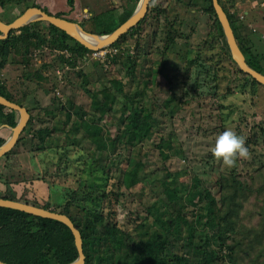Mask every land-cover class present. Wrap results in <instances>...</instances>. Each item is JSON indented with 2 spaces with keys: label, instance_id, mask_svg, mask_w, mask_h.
<instances>
[{
  "label": "rangeland",
  "instance_id": "rangeland-1",
  "mask_svg": "<svg viewBox=\"0 0 264 264\" xmlns=\"http://www.w3.org/2000/svg\"><path fill=\"white\" fill-rule=\"evenodd\" d=\"M11 1L0 7V20L5 24L16 19L30 5H36L51 15L60 12L64 14V19L95 32L114 31L120 26L121 13L131 6L130 0H73L72 8L67 6V0ZM221 1L231 13H237L249 29L248 41L255 56L251 64L260 72V64L264 67V0ZM194 2L153 1L140 31L120 44L122 50L129 49L138 58L132 64L135 67L132 78L127 75L130 65L105 64V61L91 59V54L84 61H77L72 68L58 58L61 55L67 58V54L52 50L47 45L42 49L36 47L34 39L29 44V57L26 58L29 65L26 67L21 64L24 58L22 45L15 43L1 71V83L26 110L36 113V117L41 116L40 121L46 122V130L54 134L49 141L50 150L42 154L43 158L36 155L33 159L40 172L36 173L37 181L29 187L30 198L36 196L45 201L46 196L48 203L51 195V209L56 210L70 198L71 191L77 190L81 195L78 199L85 196L75 208L76 215H84L99 223L93 211L97 207L99 209L102 203L98 202V192L91 194V190L109 191L112 188L115 181L109 180L102 169L109 163L108 160L114 158V153L126 155L127 151L123 145H118L114 152L110 149L107 157L98 158L94 163L89 155L91 149L82 150L68 140L67 134L75 121L86 119L96 122L100 118L98 123L106 131L107 138L113 139L122 99L129 105H135L140 99L141 106L149 110L158 123L155 129L164 135V140L171 142L172 148L163 149L166 157L162 158L151 142L142 145L139 153L142 165L138 170L142 183L133 188L127 184V187H122L127 209L130 206L142 215L145 209L159 200L167 202L174 190L186 193L195 175L217 196L221 173L234 171L240 173L239 178L245 190L249 191V198L239 212L240 227L243 231L258 229L260 225L263 227L264 85L253 84L241 76L237 66L225 54H220L219 42L211 40V14L203 11L201 4L194 6ZM37 30L38 38L46 37V25H39ZM135 44L140 45L139 55ZM257 59L259 62H256ZM153 61H161L162 68ZM149 69L159 71L152 82L151 75H147ZM79 72L84 78L78 75ZM107 81L126 85L120 99L115 100L112 95L103 99L98 93L103 88L101 83H109ZM145 82L147 88L142 93ZM86 90L98 93L96 100L103 104L100 111L92 107V98ZM45 109L46 117L44 113L41 115ZM57 111L61 115L56 116ZM50 112L56 115H48ZM15 115L18 117L17 113ZM2 130L0 128V135L4 139L11 135V130ZM80 132L83 137L86 136L83 130ZM101 140L100 135L99 143ZM27 148L26 142L23 150ZM15 162L16 166H20ZM115 164L118 169L110 176L117 179L122 174L121 170L127 167L120 159ZM9 171L10 168L7 172L3 170L5 174ZM166 177L172 184L169 189L160 185L161 179ZM22 185L26 186V183ZM197 200L186 205L182 219H176V214L153 213L152 218H147L150 228H167L170 243L176 241L180 246L192 230L190 224L198 212ZM35 202L37 204L38 201ZM127 209L123 207L119 219L127 213ZM171 219L173 223L169 227L167 223ZM131 235L137 238L133 230ZM144 248L152 254L157 253V246L150 243ZM174 252L184 253L178 248Z\"/></svg>",
  "mask_w": 264,
  "mask_h": 264
},
{
  "label": "trees",
  "instance_id": "trees-1",
  "mask_svg": "<svg viewBox=\"0 0 264 264\" xmlns=\"http://www.w3.org/2000/svg\"><path fill=\"white\" fill-rule=\"evenodd\" d=\"M153 1H150L145 17L109 47L111 53L107 55L105 64L111 63V65H115L122 63L127 66L130 65L127 69L129 78H132L135 68L132 64L138 58L132 55L129 49L122 50L120 44H123L128 37L134 36L135 33L140 31L141 26L148 18ZM9 2L12 3L11 0H0V7ZM136 2L138 0H130V9L121 13L119 25L131 16L136 7ZM218 3L230 21L237 46L244 55L246 63L254 69L251 62H254L255 56L252 54L248 41L249 29L242 23V19L237 13H231L221 0H218ZM200 4L203 5V11L211 14L212 17L210 25L211 40L219 42L220 54H225L236 67V64L231 59L228 45L211 5V0H195L194 6ZM67 6L72 8L73 0H67ZM31 7L39 8L36 5H30L29 8ZM42 11L48 13L46 10ZM63 15L59 12L53 16L63 18ZM41 24L46 25L47 35L46 37L38 38L36 36L37 28ZM80 26L83 27L82 24ZM85 31L98 35H106L112 32V30L95 32L93 29ZM16 32H18L17 35H15ZM33 39L36 41V47L42 49V46L47 45L52 50L55 49L67 54V58L62 55L58 56V58L61 63H66L72 68H74L77 61H84L87 55L92 53V51L82 47L52 25L43 22L33 23L18 31L10 32L5 39L0 40V75L16 42L22 45L21 51L24 58L21 64L26 67L29 65L26 58L29 57V44ZM134 48L139 55L140 45L135 44ZM112 51H115V53L112 54ZM155 62L153 61V64L162 68L161 61ZM256 62H259L258 59ZM260 66L261 71L258 72L264 75V67L261 64ZM236 70L253 84L259 85L237 67ZM158 73L159 71L153 69L147 71V75L152 77L151 82L155 80ZM78 75L82 76L83 73L79 72ZM36 76L39 80L41 79L38 73ZM82 78H84V75ZM107 82L109 83H101L103 88L98 93L102 95L103 99H107L111 95L115 100L117 98L120 99L121 95L124 94L126 85L124 86L118 81ZM129 82L132 83V80H129ZM142 86L144 88L143 93L147 88V83L145 82ZM86 93L92 98V107L100 111L103 104L96 100L98 93L92 94L87 90ZM0 96L23 107L19 101H16L7 93L1 80ZM140 101L139 99V101L135 102V105H129L122 99L121 112L117 116L116 136L113 139L107 138L106 131L98 123L101 120L100 118L96 122H89L86 119L75 121L67 134L68 140L76 143L82 150L91 149L89 155L94 163L98 158L107 157L110 149L114 152L118 145H123L127 151L126 155L114 153V158L108 160L109 163L105 164L102 169L103 174L108 175L109 180L113 179L115 181L112 184V188L109 191L97 190L96 188L91 190V194L98 192V202L102 203L99 209L97 207L93 211V214L99 218V223L84 215L81 217L78 214L76 215L75 208L79 200H84L85 196L78 199L81 195L77 190L71 191L70 198L56 210L51 209V195H49V204L32 203V205L46 210L51 209L50 211L64 214L71 220L81 236L82 251L85 258L84 264H264V254L260 255L264 253V222L263 227L260 225V228L254 230L243 231V228L240 227L239 212L243 203L249 198V191L245 190L244 183L239 178L240 173H234V171L233 173H221L218 181L217 196L210 188L204 186L198 176L195 175L191 188L186 193L174 190V194L167 202L159 200L151 207L145 209L142 215L136 210H132L130 206L127 209L123 201L125 193L122 191V187H127V184L129 188H133L142 183L138 173L142 165L139 157L142 145L146 142H151L160 152L162 158L166 157L163 149L172 148L171 142L164 140V135L155 129L158 123L152 113L141 106ZM27 113L29 114V120L16 145L5 157H9L13 153L33 155L36 151L44 150V148H46V151L50 150L51 143L49 141L54 134H50L46 130L48 129L44 126L46 122L40 121L42 120L41 116L37 115L38 117H36V113L33 114L29 110H27ZM43 113L46 117V109L41 115ZM50 114L56 115L52 112L48 113V115ZM59 114V111H57L56 116ZM16 124L15 112L0 106V128L3 125L14 128ZM65 126L62 128L64 129ZM81 129L84 131L85 137L81 135ZM24 132H27V135H23ZM100 135L102 140L99 143ZM5 140L0 137V146ZM26 142L29 148L23 150ZM19 148L20 151H18ZM117 159L124 162L127 169H122L120 177L114 179L110 175L118 169L117 164H115ZM35 178L37 179V176ZM108 178L106 176L107 181ZM167 178L161 179L160 185L164 189H169L172 186L167 181ZM0 198L17 201L11 192L4 195L0 194ZM195 200L198 201V212L194 215V221L190 224L192 230L186 242L181 241L180 246H178L176 241L170 243L166 235L167 228H150L148 219L152 218L153 213L160 211L162 215L168 213L174 216L176 214V219H182L184 218L182 213L186 205ZM123 207L127 209V213L119 219ZM181 221L184 222L185 219ZM172 223L173 220L171 219L168 221L167 226L170 227ZM132 230L137 234L136 239L131 235ZM241 234H243L242 238L240 237ZM147 243L157 246L156 254L145 250L144 247ZM176 248H178L179 252L182 250L184 252L183 255L175 253L174 250ZM76 258L77 251L73 235L68 227L58 221L43 219L17 210L0 207L1 262L5 264H70Z\"/></svg>",
  "mask_w": 264,
  "mask_h": 264
},
{
  "label": "water",
  "instance_id": "water-1",
  "mask_svg": "<svg viewBox=\"0 0 264 264\" xmlns=\"http://www.w3.org/2000/svg\"><path fill=\"white\" fill-rule=\"evenodd\" d=\"M150 1L151 0H139L131 16L124 23L118 26L114 31L106 35L89 33L85 31L79 24L71 22L64 18H57L53 15H49V13H45L44 11H42L41 8H27L21 15L16 17V19L8 24H5L0 20V40L5 39L12 31H18L19 29L33 23L43 22L52 25L56 29L64 32L68 37L73 39L75 42H77L87 50L92 52L99 51L101 49L110 47L119 39V37L135 27L139 23V21H141L145 17ZM211 5L222 28L224 38L229 48L231 59L241 72L249 75L258 84L264 85V75H262L246 63L244 55L237 46L233 31L230 26V21L227 19L224 11L218 3V0H211ZM84 37L89 38L94 43H89L84 39ZM0 106L14 111L19 116L16 126L10 129L11 136L0 146V158H2L7 153H9L16 145L21 133L23 132L29 120V114L24 107L14 104L6 100L2 96H0ZM0 207L17 210L43 219L58 221L68 227L73 235L74 245L77 251V258L70 264H84L85 258L82 251V240L80 233L66 215L38 208L26 203H21L14 200H5L2 198H0ZM0 264L5 263L0 261Z\"/></svg>",
  "mask_w": 264,
  "mask_h": 264
},
{
  "label": "crops",
  "instance_id": "crops-1",
  "mask_svg": "<svg viewBox=\"0 0 264 264\" xmlns=\"http://www.w3.org/2000/svg\"><path fill=\"white\" fill-rule=\"evenodd\" d=\"M18 118L19 116L17 117L16 115V122H18ZM1 129H3L2 131L4 132L5 129L10 130L11 128L7 127L6 125H3ZM2 136L0 135L1 138H3ZM9 137H7L6 140ZM45 152H46V148H44V150L36 151L35 153H33V155L32 154L29 155L27 153H18V154L13 153L9 157L4 156L0 158V194L4 195L7 194L8 192H11L15 196L18 202L26 203L29 205H32V203H36L35 200L38 201L37 204H39L40 202H45L43 203L45 205L49 204V201L48 203L46 202L47 201L46 196L45 199H43L45 201H40V199H38L36 196L34 198H30V194L28 193L29 187H31L33 182H35L36 180L35 178L36 173L40 172L38 171V168L35 167L34 165L35 162L33 159L34 157H36V155L39 158H43L42 154ZM28 159H30L29 160L30 163ZM15 161H17L20 166H16ZM32 165L34 166L35 170H33ZM7 168H10L11 171H9L8 174H5L3 170L7 172ZM22 183H26V186H23Z\"/></svg>",
  "mask_w": 264,
  "mask_h": 264
},
{
  "label": "built area",
  "instance_id": "built-area-1",
  "mask_svg": "<svg viewBox=\"0 0 264 264\" xmlns=\"http://www.w3.org/2000/svg\"><path fill=\"white\" fill-rule=\"evenodd\" d=\"M111 51L109 49V47L101 49L99 51H93L90 55V58L95 60V61H99V62H103L106 61L107 55L110 54ZM115 53V51H112V54Z\"/></svg>",
  "mask_w": 264,
  "mask_h": 264
},
{
  "label": "bare ground",
  "instance_id": "bare-ground-1",
  "mask_svg": "<svg viewBox=\"0 0 264 264\" xmlns=\"http://www.w3.org/2000/svg\"><path fill=\"white\" fill-rule=\"evenodd\" d=\"M84 39H85L86 41H88L89 43L92 42V41H91L89 38H87V37H84ZM92 43H94V42H92Z\"/></svg>",
  "mask_w": 264,
  "mask_h": 264
},
{
  "label": "flooded vegetation",
  "instance_id": "flooded-vegetation-1",
  "mask_svg": "<svg viewBox=\"0 0 264 264\" xmlns=\"http://www.w3.org/2000/svg\"><path fill=\"white\" fill-rule=\"evenodd\" d=\"M85 30V29H84Z\"/></svg>",
  "mask_w": 264,
  "mask_h": 264
}]
</instances>
